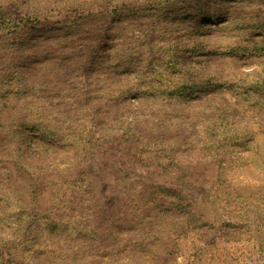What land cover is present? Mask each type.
<instances>
[{
    "label": "rangeland",
    "instance_id": "obj_1",
    "mask_svg": "<svg viewBox=\"0 0 264 264\" xmlns=\"http://www.w3.org/2000/svg\"><path fill=\"white\" fill-rule=\"evenodd\" d=\"M0 264H264V0H0Z\"/></svg>",
    "mask_w": 264,
    "mask_h": 264
}]
</instances>
